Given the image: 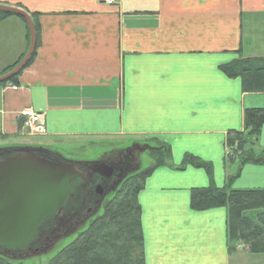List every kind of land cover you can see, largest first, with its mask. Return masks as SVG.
<instances>
[{
    "label": "crops",
    "instance_id": "crops-1",
    "mask_svg": "<svg viewBox=\"0 0 264 264\" xmlns=\"http://www.w3.org/2000/svg\"><path fill=\"white\" fill-rule=\"evenodd\" d=\"M0 4L27 12L36 36L17 89L0 84V148L94 136L152 139L169 146L174 166L187 153L210 161L214 184L224 185L234 169L223 163L225 136L243 129L245 108L264 107V92H243L241 79L219 65L264 56V0ZM26 25L16 16L0 21V75L27 53ZM26 107L42 114L40 139L21 128ZM209 182L191 165L160 166L145 178L138 193L145 264H253L258 254L242 244L228 251L225 207L190 208L191 188ZM232 187L263 189L264 165L245 164Z\"/></svg>",
    "mask_w": 264,
    "mask_h": 264
},
{
    "label": "trees",
    "instance_id": "trees-1",
    "mask_svg": "<svg viewBox=\"0 0 264 264\" xmlns=\"http://www.w3.org/2000/svg\"><path fill=\"white\" fill-rule=\"evenodd\" d=\"M10 16H16L27 24L21 15L0 11V21ZM26 28L29 33L27 25ZM34 54L35 50L27 63ZM18 61L1 74L11 70ZM219 68L228 77H239L243 92H264V56L239 55L219 65ZM19 73L0 84L16 82ZM263 124L264 107L245 108L243 129L227 132L223 163L225 166L233 165L234 169L226 174L221 187L213 182V165L210 161L187 153L181 163L174 166L169 146L155 139V142L150 141L146 153L152 163L127 177L105 202L100 214L74 234L45 264H145L138 193L144 186L145 178L160 166L184 169L191 165L204 169L210 182L204 187L191 188L190 208L206 210L225 207L228 251H234L235 245L240 243L246 245L251 254H264V188L232 187L245 164L264 165V146L258 144ZM5 150L9 149H0ZM0 264H15V261L0 256Z\"/></svg>",
    "mask_w": 264,
    "mask_h": 264
},
{
    "label": "water",
    "instance_id": "water-1",
    "mask_svg": "<svg viewBox=\"0 0 264 264\" xmlns=\"http://www.w3.org/2000/svg\"><path fill=\"white\" fill-rule=\"evenodd\" d=\"M0 11L21 15L30 30V45L24 57L0 83L18 74L35 48V30L23 9L1 5ZM33 146L0 158V245L15 249L25 246L46 218L55 215L68 197L69 184L83 176L72 160L39 156Z\"/></svg>",
    "mask_w": 264,
    "mask_h": 264
},
{
    "label": "flooded vegetation",
    "instance_id": "flooded-vegetation-1",
    "mask_svg": "<svg viewBox=\"0 0 264 264\" xmlns=\"http://www.w3.org/2000/svg\"><path fill=\"white\" fill-rule=\"evenodd\" d=\"M149 144L145 140L132 141L125 146L112 147L88 160L68 159L75 162L83 176L74 178L69 184L68 197L63 206L55 215L41 222L25 246L10 249L0 245V256L12 261L30 256L36 258L43 255L58 239L76 234L100 214L103 205L119 185L142 168L140 154L147 151ZM33 149L39 156L60 158L49 145L38 144ZM8 152L0 151V157Z\"/></svg>",
    "mask_w": 264,
    "mask_h": 264
},
{
    "label": "rangeland",
    "instance_id": "rangeland-1",
    "mask_svg": "<svg viewBox=\"0 0 264 264\" xmlns=\"http://www.w3.org/2000/svg\"><path fill=\"white\" fill-rule=\"evenodd\" d=\"M27 138L31 140L40 139L41 137L38 135H28ZM70 139V138H69ZM67 140L66 142L61 144L59 143H52L49 145L51 148L56 150V153L60 156V158L64 159H72V160H88L93 157L98 156L102 152L111 149L112 147H119V146H125L128 144H131L132 141H144L142 138H133V137H107V136H94V137H80L75 140ZM150 141H153L152 139H148ZM47 145L42 142H35L32 144L22 145V146H16V147H6V148H0V149H13V152H17L20 148H26L29 146H35V145ZM2 152H8V151H2ZM12 152V153H13ZM12 153H6V155L12 154ZM140 163L141 167L145 168L149 166L152 163L151 158L147 155L146 152H143L140 154ZM101 212V211H100ZM72 235V234H71ZM70 236V235H69ZM70 236L66 239H58L54 242V245L49 247L43 255H39L36 258L35 256L25 257L19 259V261H15V264L22 263V264H45L46 260L52 256L60 247L66 245L72 238ZM60 242V243H59ZM59 243V244H58ZM245 249H247L246 245H243ZM235 248L237 249V244L235 245ZM248 251V249H247ZM251 261L253 264H264V254H258L256 256L251 257Z\"/></svg>",
    "mask_w": 264,
    "mask_h": 264
},
{
    "label": "built area",
    "instance_id": "built-area-1",
    "mask_svg": "<svg viewBox=\"0 0 264 264\" xmlns=\"http://www.w3.org/2000/svg\"><path fill=\"white\" fill-rule=\"evenodd\" d=\"M108 4H114L116 0H104ZM13 89L16 85L9 84ZM21 128L27 135H42L46 132L42 114L32 107H26L21 112Z\"/></svg>",
    "mask_w": 264,
    "mask_h": 264
}]
</instances>
